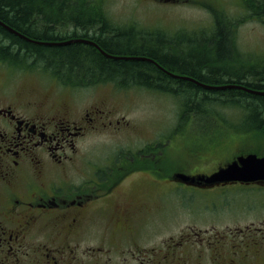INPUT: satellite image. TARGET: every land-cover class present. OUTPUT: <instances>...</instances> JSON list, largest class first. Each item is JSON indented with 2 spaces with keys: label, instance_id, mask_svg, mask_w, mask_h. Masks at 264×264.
Returning <instances> with one entry per match:
<instances>
[{
  "label": "flooded vegetation",
  "instance_id": "af4514ba",
  "mask_svg": "<svg viewBox=\"0 0 264 264\" xmlns=\"http://www.w3.org/2000/svg\"><path fill=\"white\" fill-rule=\"evenodd\" d=\"M76 39L88 40L60 42ZM51 82L55 99L42 98L44 91L0 85V264H264L263 221L221 226L264 210V164L253 172L243 160H264V141H254L264 130L205 132L209 140L194 142L197 153L191 155L199 164L213 161L208 168L159 164L156 152L168 139L116 148L93 161L79 143L120 130V121L110 119L105 100L83 104L78 91ZM207 148L216 153H205ZM217 153L222 155L215 159ZM144 175L155 184L144 196L154 198L150 203L135 208L125 203V194L124 202L115 200L120 189L127 194L130 182ZM172 195L180 206L176 217L185 221L188 215L198 225L187 222L179 234L153 239L179 222L174 216L149 233L159 216L168 214ZM209 208L218 209V216Z\"/></svg>",
  "mask_w": 264,
  "mask_h": 264
},
{
  "label": "trees",
  "instance_id": "16d2710c",
  "mask_svg": "<svg viewBox=\"0 0 264 264\" xmlns=\"http://www.w3.org/2000/svg\"><path fill=\"white\" fill-rule=\"evenodd\" d=\"M57 2L59 0H0V21L36 42L55 43L80 36L95 42L111 56L152 59L169 73L187 76L205 85L234 84L264 91V58L259 63L253 55L243 56L239 52L235 22L223 13L214 12L212 31L209 39L202 42V49L197 47L179 55L173 52L176 42L163 33L138 31L137 34L131 27L110 25L104 21L101 7L94 0H60L59 7ZM245 4L264 24V0ZM55 25L59 26V32H54ZM0 60L22 70L41 69L70 89L112 83L119 89L137 85L168 94L180 101V120L185 115H211L217 114V108H233L240 114L234 124L217 114L222 122L234 127L232 129L237 130L238 124L246 125L248 130L264 128V96L235 89H206L167 75L143 60L107 58L88 44L40 45L0 26Z\"/></svg>",
  "mask_w": 264,
  "mask_h": 264
},
{
  "label": "rangeland",
  "instance_id": "374dc122",
  "mask_svg": "<svg viewBox=\"0 0 264 264\" xmlns=\"http://www.w3.org/2000/svg\"><path fill=\"white\" fill-rule=\"evenodd\" d=\"M97 5H100L102 14L110 25L121 28H133V33H163L167 38L172 39L178 44H174L173 52L183 55L184 52L195 50L197 47L203 48L202 42L209 39V33L212 31L214 22L213 14L223 13L229 20L235 22V40L239 52L253 55L257 62H263L264 56V24L258 21L257 15L251 9L246 7L245 2H256V0H94ZM60 2V0H59ZM59 2L57 6L59 7ZM59 26H54V32L58 31ZM138 34V33H137ZM65 37H69L66 35ZM185 43H200V45H186ZM170 48V47H168ZM198 50H200L198 48ZM197 51V50H196ZM202 53V51H201ZM55 81L60 85L49 73L43 70H22L12 67L10 63L0 60V85L8 86L9 89H14L25 93L26 91L42 92V98L55 99V88L52 87V82ZM62 86V85H60ZM63 88H68L62 86ZM70 89V88H69ZM82 94L81 99L83 104H87L90 100L96 101L105 100V103L112 111L111 120L120 121V130L116 132H102L95 136H89L79 143V146L86 148L82 152L92 154L93 161H99L101 156L108 155L116 148L121 147H143L147 143H152L153 140L166 143V148L161 149L158 153L159 164L167 163L172 167H182L187 171L197 168H208L213 165V161L198 162V159H193L191 154L194 152V142L207 139L209 132L221 130H230V122L234 124L240 114L235 109H216L217 114L224 117L222 120L216 113L211 115H189L181 117L180 120V101L168 94L148 90L144 87L133 85L127 88L119 89L112 83L100 84L89 88L73 89ZM66 99V97H65ZM127 124V125H126ZM235 126V125H233ZM237 130L245 129L247 126L238 124L235 126ZM234 128V127H232ZM231 128V130H232ZM235 130V129H234ZM261 131L264 130L260 129ZM184 132V136H174V132ZM200 133L204 138H199ZM172 138H171V135ZM166 137V138H165ZM214 144L219 142V139H212ZM254 141H264V135ZM247 144V143H246ZM220 145V143H219ZM255 145V144H254ZM171 147V148H170ZM210 148V147H209ZM207 148L205 153L214 152ZM216 150V149H214ZM219 151H222L219 149ZM88 154V153H87ZM222 155V154H219ZM218 153L214 158L216 159ZM157 159V161H158ZM215 163V162H214ZM199 164V165H198ZM161 165H158L160 167ZM157 167V168H158ZM130 182L128 187L129 192L126 194V189H120L117 192L115 200L124 202V194L127 196L125 203H130L135 206L146 205L150 203V199H145V194L154 192L155 184L141 176ZM160 188V187H159ZM162 189V188H160ZM148 190V191H147ZM153 195V194H152ZM176 195V194H175ZM200 202L201 199L196 197ZM144 205V206H145ZM190 204L183 202V207H188ZM194 206L198 207L195 203ZM169 212L159 216L156 224L149 232L158 228V224L162 222H171L173 217H176L177 211L180 209L175 203V196L172 195L168 204ZM204 212V211H203ZM208 212H214L211 216H218L219 210L209 208ZM195 213H198L195 210ZM206 213V212H205ZM182 214V213H181ZM184 213L183 215H185ZM166 215V216H165ZM184 221L176 217L177 225L171 230L163 229L157 237L153 239H161L169 235L179 234L182 227H186L187 222L198 225L194 220L186 216ZM195 217H198L195 215ZM175 221V222H176ZM264 222V210H253L250 216H245L242 219L234 220L232 223L224 222L221 226L234 228L239 226L244 228L250 227L251 223L257 224ZM182 222V223H181ZM255 226V225H254ZM98 227H93L92 230L97 232ZM156 240V241H157ZM155 241V242H156ZM147 244V241H143Z\"/></svg>",
  "mask_w": 264,
  "mask_h": 264
},
{
  "label": "water",
  "instance_id": "95a60500",
  "mask_svg": "<svg viewBox=\"0 0 264 264\" xmlns=\"http://www.w3.org/2000/svg\"><path fill=\"white\" fill-rule=\"evenodd\" d=\"M168 1V0H167ZM0 26L3 27L5 30H7L8 32L12 33V34H15L16 36H19L20 38H23L24 40L28 41V42H31V43H37V44H40V45H47V46H65V45H70L72 43H84V44H88V45H91L93 46L94 48H96L103 56L107 57V58H112V59H133V60H143V61H148V62H151V63H154L153 60L151 59H146V58H141V57H131V58H121V57H115V56H111L107 53H105L103 50H101L94 42H91V41H88V40H79V39H76V40H69V41H64V42H50V43H43V42H36L34 40H31V39H28L27 37L21 35L20 33L16 32L15 30L11 29L10 27H8L7 25H5L4 23H2L0 21ZM162 71H165L168 75L170 76H173L175 78H179V79H182V80H187L189 82H193L194 84L200 86V87H203V88H206V89H212V90H226V89H235V90H241V91H244V92H247L249 94H253V95H259V96H264V91H255V90H251L249 88H246L244 86H240V85H234V84H226V85H221V86H210V85H205V84H202V83H199L198 81L190 78V77H180V76H177V75H174L172 73H169L168 71L166 70H162ZM246 162H250L251 166H253L252 168V171L255 172L259 166H263L264 164V160H257L254 156H249L245 159ZM232 167L231 166L229 169H225L223 170V172H230L232 171ZM221 171H219L218 173H216V175L220 174ZM249 173V172H248ZM250 174V173H249ZM215 175V176H216ZM214 176V177H215ZM212 178V179H215V178ZM211 179V178H210Z\"/></svg>",
  "mask_w": 264,
  "mask_h": 264
}]
</instances>
